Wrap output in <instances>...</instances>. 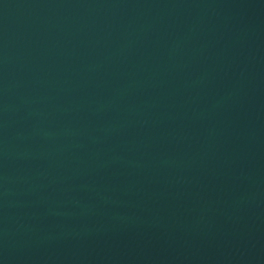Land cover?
Segmentation results:
<instances>
[{"label":"water","instance_id":"1","mask_svg":"<svg viewBox=\"0 0 264 264\" xmlns=\"http://www.w3.org/2000/svg\"><path fill=\"white\" fill-rule=\"evenodd\" d=\"M0 264H264V0H0Z\"/></svg>","mask_w":264,"mask_h":264}]
</instances>
